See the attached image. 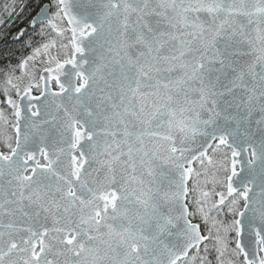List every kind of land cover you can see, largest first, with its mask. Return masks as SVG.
Returning <instances> with one entry per match:
<instances>
[{
    "label": "snow or ice",
    "instance_id": "snow-or-ice-1",
    "mask_svg": "<svg viewBox=\"0 0 264 264\" xmlns=\"http://www.w3.org/2000/svg\"><path fill=\"white\" fill-rule=\"evenodd\" d=\"M33 4L0 53V264H264V0Z\"/></svg>",
    "mask_w": 264,
    "mask_h": 264
},
{
    "label": "trees",
    "instance_id": "trees-1",
    "mask_svg": "<svg viewBox=\"0 0 264 264\" xmlns=\"http://www.w3.org/2000/svg\"><path fill=\"white\" fill-rule=\"evenodd\" d=\"M13 0H0V13H2L3 7L5 4H11ZM15 3L18 5L17 10L11 16L0 15V53H13L10 57V62L15 63L17 59L21 56L27 54V50L24 47V41L32 34L29 19L35 12V5L26 8L24 12H21V8H25L29 4V0H15ZM7 25V26H5ZM25 29L26 35L24 38L17 40L16 36L19 30ZM5 65L2 60H0V73H2ZM3 77L0 75V86H2ZM3 95L0 93V107H4ZM2 150V149H0ZM210 260H213L212 256L209 257ZM213 264L215 261L213 260Z\"/></svg>",
    "mask_w": 264,
    "mask_h": 264
},
{
    "label": "flooded vegetation",
    "instance_id": "flooded-vegetation-1",
    "mask_svg": "<svg viewBox=\"0 0 264 264\" xmlns=\"http://www.w3.org/2000/svg\"><path fill=\"white\" fill-rule=\"evenodd\" d=\"M34 94H38V93H35V92H34Z\"/></svg>",
    "mask_w": 264,
    "mask_h": 264
},
{
    "label": "water",
    "instance_id": "water-1",
    "mask_svg": "<svg viewBox=\"0 0 264 264\" xmlns=\"http://www.w3.org/2000/svg\"><path fill=\"white\" fill-rule=\"evenodd\" d=\"M38 94H39V93H38ZM38 94H37V95H38Z\"/></svg>",
    "mask_w": 264,
    "mask_h": 264
}]
</instances>
